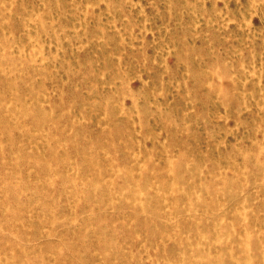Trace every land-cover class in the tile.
Masks as SVG:
<instances>
[{
	"label": "rangeland",
	"instance_id": "obj_1",
	"mask_svg": "<svg viewBox=\"0 0 264 264\" xmlns=\"http://www.w3.org/2000/svg\"><path fill=\"white\" fill-rule=\"evenodd\" d=\"M0 264H264V0H0Z\"/></svg>",
	"mask_w": 264,
	"mask_h": 264
}]
</instances>
